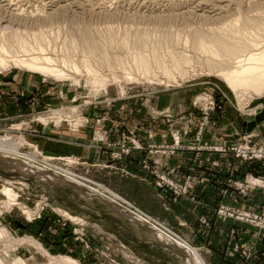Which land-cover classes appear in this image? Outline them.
Segmentation results:
<instances>
[{"label":"rangeland","instance_id":"374dc122","mask_svg":"<svg viewBox=\"0 0 264 264\" xmlns=\"http://www.w3.org/2000/svg\"><path fill=\"white\" fill-rule=\"evenodd\" d=\"M228 33L231 39L225 44L237 46L233 54L220 46ZM263 48L264 0H0V58L35 59L65 74L47 76L12 62L0 67V80L6 83L0 85L5 92L0 103V264H188L183 249L160 237L158 227L187 241L211 264L207 249L191 244L166 211L156 207L159 212L149 215L140 204L117 194L101 176L100 165L76 155H49L37 137L46 129L77 133L90 127L99 111L129 103L139 109L147 103L154 121L163 115L169 120L190 115L186 128L193 121L192 144L143 147L135 131L124 130L106 145L110 160L145 149L161 154L223 149L260 168L259 176L230 179L232 189L241 195L262 190L248 185L264 178L262 163L229 150L253 132L260 138L253 142V136L248 145L264 143V121L251 133L241 132L242 123L264 108V93L238 100L220 70L235 68L238 60ZM101 123L102 118L94 120ZM227 125L235 131L234 141L219 143L222 136L214 132ZM11 147L36 160L24 165L27 160L10 154ZM138 163L156 188L171 193L173 202L188 196V178L183 183L170 178L147 158ZM260 199L255 209L220 204L216 215L264 230V194ZM104 200L127 212L135 227L151 230L162 246L133 241L127 230L113 232L94 210ZM222 209L228 214H220ZM240 251L249 258L248 251Z\"/></svg>","mask_w":264,"mask_h":264},{"label":"crops","instance_id":"0c3cea01","mask_svg":"<svg viewBox=\"0 0 264 264\" xmlns=\"http://www.w3.org/2000/svg\"><path fill=\"white\" fill-rule=\"evenodd\" d=\"M1 84L6 87V83L0 80ZM4 93L0 86V103L4 102L1 100V97L5 98ZM149 108L150 105L147 103H142V108L139 109L131 103L119 106L121 112L117 106L110 107L105 112L93 114L94 119H91L90 127L77 133L65 129L63 131L46 129L44 135L37 137V141L49 155H76L100 165L101 176L107 177L106 182L117 194L140 204L144 212H159L157 208L166 211L164 214L176 222L179 232L188 233L191 244L207 249L211 255V264H264V230L230 219L222 220L216 215V208L220 204L255 209L261 202L260 196L264 194L262 190H249L241 195L228 183L230 179L241 180L247 175L259 176L261 173L257 165L242 162L229 152H210L192 148L179 150L174 154L148 152L147 149L136 150L122 160H110L106 145L117 140L124 130L135 131L143 147L173 142L192 144L195 136L193 121L190 122L192 129L186 128L188 120L192 119L190 115H175L176 117L171 120L163 115L154 121L155 119L152 120L150 117ZM97 118H102L100 126L94 124ZM234 132V129L227 125L226 128L220 127L214 133L222 136L219 143L231 144L234 141ZM241 132L244 133L242 127ZM252 134L253 142L260 138L257 133ZM213 138L216 136L212 137V140ZM209 143L217 144L212 141ZM144 158L150 163H159L170 178L181 183L188 178L190 181L188 196H180L173 202L168 190L156 188L154 178L138 165ZM105 165L107 168H104ZM222 190H227L228 194H221ZM139 196L143 197V201ZM96 204L98 207L94 209L96 214L101 217V221H108L116 234L120 230H127L133 241L137 239L138 242L150 247L162 246L154 238L151 230H147L146 233L132 225L127 220V212L117 205L105 200ZM201 220H205L206 223H200ZM241 249L248 251V259L241 257Z\"/></svg>","mask_w":264,"mask_h":264},{"label":"bare ground","instance_id":"6f19581e","mask_svg":"<svg viewBox=\"0 0 264 264\" xmlns=\"http://www.w3.org/2000/svg\"><path fill=\"white\" fill-rule=\"evenodd\" d=\"M221 36H222V34H221ZM230 39H231V34L228 33L226 35L225 40L222 41L221 43L220 42L219 43H220L221 48H223L226 53L233 54L235 52V50L237 49V46H235V45L229 46V45L225 44ZM198 40H200V39H198ZM216 41H218V40H216ZM202 44L204 45L205 43H202ZM215 47H216V45H215ZM205 50H209V49L207 48ZM210 51L213 53L219 52L218 50L212 51V49ZM11 62L17 66L25 67V68H28L31 70H35L37 72L39 71L42 74L45 73V74H47V76L53 75V76H56L58 78L61 76H65V74H63V72L61 70H58V69L53 68L51 66H44L45 64L41 65L40 63H37V61L35 59H29L28 60V59L17 58V59H12L11 61H7L4 58H0V67L5 68ZM236 64L237 65L235 66V68H231V69H227V70H220V76H222V78L225 81V83L227 84V86L237 96L238 100H241L243 97H251L252 95H257V96L262 95L264 93V48L259 53H252V54L246 55L242 60H238L236 62ZM12 148L13 147H11V149ZM9 151H10V154H13L15 157L17 156L19 158L26 159L28 162L23 161V164L28 166V167H30L29 161L33 162L34 160H36V157L34 155L21 153L18 150V148H14V149L9 150ZM31 164H33V163H31ZM72 182H74V184H76V185L80 184L78 182H75L74 180ZM6 193L8 196H10V189H7ZM139 217H141V216H139ZM142 219H144V218H142ZM144 220L146 222H150L152 224L151 219L145 218ZM153 225L155 226V224H153ZM156 229H157L158 235L160 237H162L164 240H166V241L170 242L171 244L183 249V251L186 253L188 264H205V262L200 257V255L196 252V250L190 244L187 243V241L178 237V235L177 236L171 235L170 233L166 232L162 228L158 227Z\"/></svg>","mask_w":264,"mask_h":264},{"label":"built area","instance_id":"2783aa9c","mask_svg":"<svg viewBox=\"0 0 264 264\" xmlns=\"http://www.w3.org/2000/svg\"><path fill=\"white\" fill-rule=\"evenodd\" d=\"M211 105H212V103H211ZM252 137H253V134L245 135L244 139H243L244 143L242 145H238L234 148H231L229 151L233 152L236 157L242 158L243 160L260 161L262 163L261 164L262 167L264 168V143H259V144H256L255 146H249L247 143V140L251 139ZM220 152H225V151L223 149L222 150L220 149ZM50 160H52V159L50 158ZM254 180L256 181V183L248 184V185H253V186H251L252 188L259 187L264 191V178L261 180H258V183H257L256 179H254ZM246 187H249V186H246ZM120 204H122L123 207H126L129 211H132L134 215L135 214L136 215L142 214L140 211H138L136 208H134L133 205H131L127 201L120 200ZM220 214L224 215V214H228V212L225 209H222L220 211ZM142 215H143V216H141L142 218L143 217L148 218L146 215H144V214H142ZM242 215H241V217H243ZM244 217L246 218L245 215H244Z\"/></svg>","mask_w":264,"mask_h":264},{"label":"water","instance_id":"95a60500","mask_svg":"<svg viewBox=\"0 0 264 264\" xmlns=\"http://www.w3.org/2000/svg\"><path fill=\"white\" fill-rule=\"evenodd\" d=\"M262 121H264V108L257 110L254 116H250L248 122L242 123L244 133H251Z\"/></svg>","mask_w":264,"mask_h":264}]
</instances>
